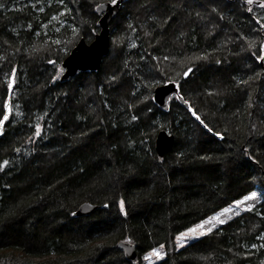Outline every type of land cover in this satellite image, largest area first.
I'll return each mask as SVG.
<instances>
[{
	"label": "trees",
	"instance_id": "obj_1",
	"mask_svg": "<svg viewBox=\"0 0 264 264\" xmlns=\"http://www.w3.org/2000/svg\"><path fill=\"white\" fill-rule=\"evenodd\" d=\"M104 2L0 0V120L11 109L0 135V264H130L119 247L128 240L136 264L161 245L157 264H262L264 9L131 0L99 71L63 82L64 60L100 32ZM169 82L188 107L155 104ZM163 130L175 143L160 158ZM252 193L251 211L175 250L177 235ZM84 203L98 209L78 217Z\"/></svg>",
	"mask_w": 264,
	"mask_h": 264
},
{
	"label": "water",
	"instance_id": "obj_2",
	"mask_svg": "<svg viewBox=\"0 0 264 264\" xmlns=\"http://www.w3.org/2000/svg\"><path fill=\"white\" fill-rule=\"evenodd\" d=\"M131 0H118V3L113 6L110 2H104L102 10L97 11L101 15L98 26L100 32L96 35L95 39L91 43H87L82 39L70 52L67 58L64 60L61 66V72L63 73L61 80L68 81L70 78L75 77L78 73L97 72L101 68L103 60L111 52V29L112 24L118 18L124 5ZM191 69V68H190ZM192 72V69H191ZM191 72L188 70L182 76L183 80H186ZM180 87L176 82H169L158 86L154 90L153 100L155 104L162 110L167 111L169 109L170 100L176 97L183 106L188 107V103L180 97ZM11 109L8 106L7 117L9 118ZM6 120H3V124L0 126V135L3 131V126ZM175 143V136L163 130L158 133L156 137V151L160 158L172 150ZM98 207L91 203H84L78 209L76 215L78 217L88 216L92 214ZM119 247L124 251L126 261L130 264H136L140 260L136 246L133 244L122 242Z\"/></svg>",
	"mask_w": 264,
	"mask_h": 264
},
{
	"label": "snow or ice",
	"instance_id": "obj_3",
	"mask_svg": "<svg viewBox=\"0 0 264 264\" xmlns=\"http://www.w3.org/2000/svg\"><path fill=\"white\" fill-rule=\"evenodd\" d=\"M256 3L257 6H259L261 9H264V0H245V3L248 4V5H252L253 3ZM110 3L115 6L117 3H118V0H110ZM0 7H3L2 3H0ZM104 7V4H99V5H96L95 6V10L96 11H99V10H102ZM249 12L252 11V8H249L248 9ZM53 19H55V17H53ZM258 24H260L261 28H264V23H261L260 20H257L256 21ZM57 43H59V41H57ZM260 52L261 53H264V46H261L260 48ZM167 59V57H166ZM258 59L260 61H264V54H261V55H258ZM49 63H55V61H52V60H49ZM188 72H191V69L189 68L188 69ZM185 75H187V73H185ZM12 83H9L7 85L8 89L11 90L12 89ZM181 100H183V96L180 97ZM5 107H8V105L6 104ZM191 111V109H190ZM193 115L195 116L196 120L200 121L201 124H204V121L201 120V117L199 115H197L195 112H193ZM8 117L7 115H5L3 117V120H7ZM133 119H135V117H133ZM3 120H0V124H3ZM206 128H207V125L205 124L204 125ZM208 131H212L210 128H208ZM37 136L40 135V129L39 127H37L36 129V133H35ZM219 135V134H217ZM8 161H4L3 164H0V170L3 169V167H5L7 165ZM256 194L255 193H252L251 196L249 197H246L245 199H253L255 198ZM105 207H107V205H105ZM237 207H239V203H237ZM247 211H251L252 209L249 208V209H246ZM120 211L122 213L125 212V205H124V202L121 201L120 202ZM224 211H230V209H225ZM207 223H211V221H205L204 223H201V224H197L195 227H192V228H189L187 230V232H183L180 234L179 237H177V241L179 243H181V246H183V241L189 236L191 235L193 238H199L200 236H203L205 235V232L203 231L204 230V227H205V224ZM220 223H224V221H220ZM209 232L211 231V229L208 230ZM127 243L131 244L132 241L131 240H128ZM161 248H163V245H161ZM153 255L157 256V258H160V253L157 252V251H153ZM145 260H149L150 257L149 256H145L144 257ZM262 264H264V262H262Z\"/></svg>",
	"mask_w": 264,
	"mask_h": 264
},
{
	"label": "rangeland",
	"instance_id": "obj_4",
	"mask_svg": "<svg viewBox=\"0 0 264 264\" xmlns=\"http://www.w3.org/2000/svg\"><path fill=\"white\" fill-rule=\"evenodd\" d=\"M249 202H250V199H244L243 201H236V202L226 206L222 211L206 218L205 220H203L202 222H200L198 224L204 223L205 221H211V223L205 224L203 231L205 232V235H206L209 232L208 231L209 229L218 228L219 226H221L222 224H225L226 222H228L229 220H231L235 216H238L239 214H241V212H243L244 210H246L248 208ZM237 203H239V207H237ZM225 209H230V211H224ZM220 221H224V223H220ZM184 232H187V230ZM205 235L200 236L199 238H193L191 235H189L183 241V246H181V243H179L177 241V237L180 236V234H179V235H177V237L175 239L174 248L176 251H180L183 248L187 247L188 245L200 240ZM155 251L160 253V258H157V256L153 255V251H152V252L148 253L147 255H145V256L150 257L149 260H145L144 259L145 256L143 257V264H157V263L161 262L162 260H164V258L166 256V252L164 250V247L163 248L159 247Z\"/></svg>",
	"mask_w": 264,
	"mask_h": 264
}]
</instances>
